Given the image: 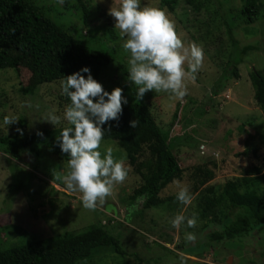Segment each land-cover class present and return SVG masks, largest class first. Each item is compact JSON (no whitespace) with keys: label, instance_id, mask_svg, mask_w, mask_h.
I'll return each instance as SVG.
<instances>
[{"label":"rangeland","instance_id":"374dc122","mask_svg":"<svg viewBox=\"0 0 264 264\" xmlns=\"http://www.w3.org/2000/svg\"><path fill=\"white\" fill-rule=\"evenodd\" d=\"M31 1L91 45L113 47L117 59L92 74L106 90L120 86L128 103L136 101L135 88L126 79L129 54L121 47L114 18L108 14L118 0H83L87 13L79 0H65L62 6L56 0ZM190 1L180 0L174 11L164 10L186 46L195 43L202 47V67L186 76L182 99L154 91L142 99L158 125L173 138L174 153L184 170L182 177L161 191L158 205L144 208L143 198L132 201L142 178L130 165L126 150L114 139L104 138L100 150L112 148L114 158L125 162L128 176L122 184L114 185L104 205L89 210L82 206L80 193L66 189L64 158L36 145L34 151L26 150L16 159L5 154L0 145V250L100 223L120 239L124 254L113 247L100 248L76 264H181V256L182 264H264V224L241 237L216 242L209 234L222 227V212L209 218L200 215L205 199L217 196L228 180L239 181L244 191L243 178H252L264 196V184L256 179L264 170V142L260 139L264 110L255 101L250 79L252 71H264V14L245 23L237 15L246 0ZM145 5L160 6V0H141V6ZM228 22L234 24L236 46ZM247 45L259 49L243 54ZM238 60L240 76L236 77L231 69ZM60 81L45 82L28 55L20 66L0 69V122L9 114L20 118L8 130L0 127V135L17 133V128L26 132L56 128L40 118L53 111L62 115L70 102L61 94ZM27 86H36L35 91L24 93L21 88ZM245 150L249 154L241 155ZM210 173L213 177L208 180ZM178 185L189 188L190 205L175 199ZM132 206L134 211H130ZM181 213L195 215L197 226L172 227L170 220ZM186 231L195 232L197 240L186 244Z\"/></svg>","mask_w":264,"mask_h":264},{"label":"trees","instance_id":"16d2710c","mask_svg":"<svg viewBox=\"0 0 264 264\" xmlns=\"http://www.w3.org/2000/svg\"><path fill=\"white\" fill-rule=\"evenodd\" d=\"M85 13L87 6L79 0ZM194 3L192 0L190 1ZM180 0H160V8L174 11ZM199 8V6H196ZM264 1L246 0L237 17L251 23L263 16ZM234 16V15H232ZM229 24V22H228ZM234 24H229V32L234 45ZM259 49L257 45L243 47L242 53ZM24 55L32 59L45 82H52L70 75L83 66H90L98 74L104 67L117 59L113 47H96L86 39L75 36L71 31L60 26L31 0H0V69L16 68L23 62ZM236 61L231 74L239 77ZM257 105L264 110V71L250 73ZM36 86L21 88L24 93H33ZM177 114H175L176 119ZM139 119L137 128L129 122ZM111 129L105 139H114L126 150L130 165L142 178L143 183L134 190L132 201L143 198L144 208L158 205L161 191L171 182L180 179L183 168L174 153V141L170 133L163 131L156 122L146 102L134 101L123 106V114L117 123L111 122ZM108 128V125H105ZM42 132L43 135H38ZM59 128L45 127L34 132L24 131L0 135L3 152L10 157L21 159L26 150L34 151L36 145H42L49 153L68 160L61 152L57 136ZM264 142V135L260 136ZM245 150L241 155H248ZM41 155V150L36 152ZM143 157V158H142ZM213 174L208 175V180ZM264 184V170L256 177ZM252 178H243L247 188L242 191L241 183L228 180L222 191L213 198L205 199V206L200 211L203 218L221 211L222 227L212 230L210 237L214 241H223L241 237L255 226L264 224V196L255 187ZM113 247L124 254L120 239L100 223L92 224L83 231H66L43 239H36L25 244L5 247L0 250V264H76L88 259L100 248Z\"/></svg>","mask_w":264,"mask_h":264},{"label":"clouds","instance_id":"9594fccd","mask_svg":"<svg viewBox=\"0 0 264 264\" xmlns=\"http://www.w3.org/2000/svg\"><path fill=\"white\" fill-rule=\"evenodd\" d=\"M56 3L62 6L65 0H56ZM108 14L114 18L115 29L123 41L121 47L129 54L126 79L135 88L136 101L142 100L149 91L182 99L186 95V76L189 72L195 74L202 67V47L195 43L186 46L175 22L159 6H141V0H118L116 6L112 4L109 8ZM60 88L61 94L70 101L62 115L53 111L40 120L59 127L57 143L68 157L67 174L63 176L66 189L80 193L82 206L95 210L105 204L114 185L122 184L128 176L125 162L114 158L112 148L100 150L111 122H119L128 97L123 95L124 89L120 86L106 90L94 78L90 66L64 76ZM27 107L31 109L32 105ZM19 120L15 114L5 115L0 127L7 126L8 130L9 125ZM106 124L108 128H105ZM139 124L138 118L129 122L133 129ZM16 131L24 135L22 128ZM37 134L43 135L42 132ZM175 199L180 204L190 205L189 188L178 185ZM134 210L135 206H132L130 211ZM197 222L195 215L189 217L182 213L170 220L174 228L184 225L192 229ZM184 239L186 244H191L197 240V235L186 231ZM182 261L181 256V264Z\"/></svg>","mask_w":264,"mask_h":264}]
</instances>
